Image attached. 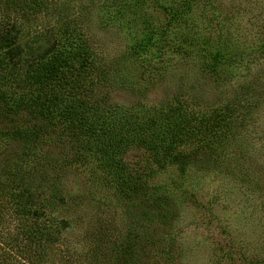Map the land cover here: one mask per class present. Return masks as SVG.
<instances>
[{
	"label": "trees",
	"instance_id": "obj_1",
	"mask_svg": "<svg viewBox=\"0 0 264 264\" xmlns=\"http://www.w3.org/2000/svg\"><path fill=\"white\" fill-rule=\"evenodd\" d=\"M99 1L79 8L74 0H0V239L11 235L26 264H182L176 224L184 202L179 184L158 183L157 174L194 158L221 159L231 147L237 163L263 98L249 90L248 117L240 102L212 110L181 97L163 106L113 103L108 85L116 77L89 24L95 15L111 22L127 14L128 28L138 27L157 13V0ZM172 1L165 14L188 23L194 0ZM150 39L135 38L124 78L168 72L157 60L194 40L164 35L156 49ZM81 171L112 191L104 215L81 195ZM113 199L129 202L124 216L110 210Z\"/></svg>",
	"mask_w": 264,
	"mask_h": 264
},
{
	"label": "rangeland",
	"instance_id": "obj_2",
	"mask_svg": "<svg viewBox=\"0 0 264 264\" xmlns=\"http://www.w3.org/2000/svg\"><path fill=\"white\" fill-rule=\"evenodd\" d=\"M74 1L81 8L89 0ZM90 1L101 4L99 0ZM171 1L157 0V13L143 17L138 27L131 22L132 29L126 24L127 14L111 22H102V14L93 17L96 22L89 24L88 36L105 62L111 64V76L116 77L108 85L111 101L128 107L163 106L181 97L204 110L240 102L241 113L248 117L249 90H259L263 99L247 120L244 151L234 160L237 163L230 164L234 152L231 147L221 159L194 158L182 166L159 171L157 181L179 184L184 209L176 228L184 248L179 259L182 264L264 263V0H194L195 13L188 23L168 18L164 7ZM201 9L203 13H196ZM181 18L187 20L185 15ZM176 33L192 34L194 40L184 43L187 51L168 54L162 62L157 60L156 64L163 63L168 72L145 78L141 72L129 73L124 78L129 63L126 54L135 38L156 39L153 46L160 49L165 47L162 36L172 39ZM228 39L231 44L226 49ZM75 178L76 183L87 187L81 186V195L91 203L97 200L101 206L97 215H104L106 195L112 191L100 188L95 183L98 178L88 171H81ZM113 201L110 210L124 216L129 202ZM90 212L96 214L95 208ZM125 222L130 223L127 218ZM75 232L78 236L81 233L78 228ZM10 237L0 239V264H26ZM65 245L66 240L61 249ZM47 264H52V259Z\"/></svg>",
	"mask_w": 264,
	"mask_h": 264
}]
</instances>
